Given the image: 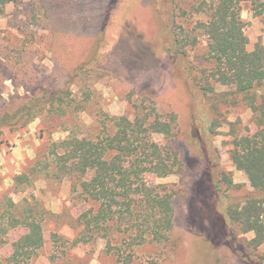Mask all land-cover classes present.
Segmentation results:
<instances>
[{"label":"rangeland","instance_id":"obj_1","mask_svg":"<svg viewBox=\"0 0 264 264\" xmlns=\"http://www.w3.org/2000/svg\"><path fill=\"white\" fill-rule=\"evenodd\" d=\"M199 1L2 3L0 213L11 199L21 208L31 207L40 217L45 243L30 264H253L248 257L264 252V244L257 250L247 246L251 232L236 229L232 237L224 213L226 198H243L253 188L250 178L229 157L235 133L246 134L256 128L252 112L241 103L217 104L200 93L187 81V66L170 50L168 7L174 8L184 36L194 30L197 21L207 18L205 12H189ZM241 5L247 49L252 50L257 42L264 45V24L250 2ZM194 34L197 43L178 55L199 75V68L209 67L205 60L207 36L199 30ZM58 89L60 100L54 101L53 108L42 104L41 111L32 109L46 93ZM215 89L230 91L219 82ZM133 103L155 104L160 114L176 115L171 144L182 165L174 174L150 177L152 183L165 184L173 191L174 223L169 240H147L133 248L122 243L118 246L120 258L118 251L106 250L104 238L71 245L81 228L79 215L90 202L73 190L64 172H54L53 177L40 172L30 184L21 186L15 185L14 178L30 170L36 159H46L52 142L68 134L94 137L108 116L132 115ZM29 106L30 114L13 121ZM213 119L214 131L210 132ZM153 137L163 140L158 134ZM201 181L209 186L208 196L201 195ZM226 230L228 234L222 236ZM23 232V228L8 232L7 243L0 245V257L10 253L9 243ZM214 232L217 238L212 241ZM52 233L63 241L53 242ZM129 251L132 256L128 259Z\"/></svg>","mask_w":264,"mask_h":264},{"label":"trees","instance_id":"obj_2","mask_svg":"<svg viewBox=\"0 0 264 264\" xmlns=\"http://www.w3.org/2000/svg\"><path fill=\"white\" fill-rule=\"evenodd\" d=\"M5 1L0 0V11ZM243 2H250L254 14L264 24V0H200L189 12H205L207 18L197 21L194 30L184 36L170 5L167 23L173 46L170 50L174 49L177 59L187 66L185 76L190 85L212 98V102L241 103L252 112L256 128L246 134L235 133L229 157L250 178L253 188L243 198H226L224 213L232 237L236 229L240 233L251 232L253 236L246 244L257 250L264 244V45L257 42L252 50L247 49L248 38L240 16ZM176 27L182 31L178 32ZM198 30L207 36L205 60L209 63V67L199 68V75L178 55L183 48L197 43L194 31ZM216 82L226 85L230 91L217 92ZM60 93L59 89L46 93L44 100L32 109L41 111L42 104L53 108L54 101L60 100ZM29 109L30 106L21 111L13 121L30 114ZM175 123L176 115L160 114L155 104L145 107L133 103L132 115L108 116L94 137L68 134L52 142L48 154L44 155L47 158L36 159L30 170L16 175L15 185L30 184L40 172L48 177L58 171L69 176L73 190L90 202L88 209L79 215L81 228L71 241L72 246L104 238L106 250L118 251L116 254L121 258L118 246L122 243L133 248L147 240L166 242L174 223L173 191L165 184L152 183L150 177H165L181 168L182 163L171 144ZM210 126L208 130L214 131V119ZM157 134L163 137L162 141L153 137ZM223 177L228 184L232 183L230 178ZM199 187L202 196L211 193L204 182H199ZM18 205L8 199L0 213V245L7 243L5 237L11 229H24L9 243L10 253L0 257V264H30L45 243L40 217L31 207ZM222 233V236L228 234L227 230ZM215 238L214 232L210 239ZM52 240L61 242L63 237L52 233ZM248 259L253 264H264V252L252 254Z\"/></svg>","mask_w":264,"mask_h":264}]
</instances>
